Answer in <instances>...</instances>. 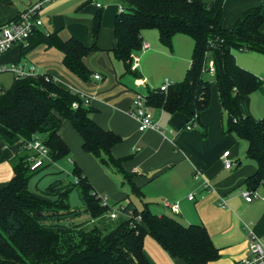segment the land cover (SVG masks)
<instances>
[{
	"label": "trees",
	"instance_id": "16d2710c",
	"mask_svg": "<svg viewBox=\"0 0 264 264\" xmlns=\"http://www.w3.org/2000/svg\"><path fill=\"white\" fill-rule=\"evenodd\" d=\"M123 11L114 22L115 57L126 73L141 77L134 67L143 51L142 32L156 30L161 43L172 49L177 34L193 42L190 67L185 78L149 91V108L162 109L169 115L183 114L199 124L200 115L209 108L211 88L216 84L226 119V133L247 142V158L257 164V171L245 185L256 191L264 184V120L248 112V98L263 85V79L242 68L235 52L264 54V14L260 7L245 11L232 29L223 26L224 0H119ZM102 28V14L93 19V38ZM30 49L45 44L63 55L64 66L82 80L91 72L84 59L97 50L77 39L63 41L56 33L36 29L28 40ZM21 45L23 44H16ZM13 48V47H12ZM215 64L214 81L207 79V62ZM78 102L79 107L73 108ZM91 109L71 90L61 88L45 75L14 78L11 86L0 92V141L8 146L37 136L49 149L50 162L70 154L59 134L63 120H68L83 140V150L99 162L124 173L126 159H116L112 150L122 138L98 126ZM22 157L14 166V176L0 189V264H149L144 241L152 237L173 258L186 264H208L221 255L204 225H185L169 215L154 214L147 203L142 209L133 202L125 205L121 217L112 225H95L108 208L78 167L75 183L52 182L43 193L29 189L32 174ZM48 162L45 163L46 166ZM77 190L84 209H72L69 195ZM137 195H140L135 190ZM140 197V196H139ZM122 205L116 203L112 205ZM86 214L90 220L77 222ZM141 217L142 221L136 218Z\"/></svg>",
	"mask_w": 264,
	"mask_h": 264
},
{
	"label": "crops",
	"instance_id": "0c3cea01",
	"mask_svg": "<svg viewBox=\"0 0 264 264\" xmlns=\"http://www.w3.org/2000/svg\"><path fill=\"white\" fill-rule=\"evenodd\" d=\"M40 1L0 0V26L15 20L29 5ZM119 6V0H53L40 12L42 26L38 29L43 33H56L63 41L74 38L87 47L97 46V50L84 59L91 72L88 80L71 73L63 64L62 53L45 44L30 49L25 55L23 49L28 48L30 42L14 45L1 59V65L35 67L38 74L55 79L61 88L85 93L91 99L89 108L94 122L122 138L112 154L116 159H126L124 173L102 165L86 153L79 133L68 120L62 122L59 134L69 147L67 158L99 195L106 196L111 204L133 202L139 209L147 203L156 215L173 216L185 225H204L221 255L208 264H242L250 255L251 233L264 246V184L257 188L252 202H247L242 195L247 190L246 180L257 171V164L247 158L248 144L226 133V119L216 84L211 88L210 106L200 115L194 130L172 134L170 129L186 126L189 117L150 108L160 130L139 131L131 115L135 95L146 96L166 81L170 84L182 81L190 67L192 53L188 62L189 57L176 53L182 40L177 36L186 35H175L169 49L161 43L157 31L145 30L142 40L148 48L137 55L134 64L141 77L126 73L123 62L113 52L116 46L114 22ZM254 7H260L264 14V0H224V28L232 29L242 14ZM99 13L102 28L95 40L93 19ZM262 31L264 33V26ZM241 53L244 52L236 54ZM236 54L242 68L264 81L263 59L262 63H246ZM95 75L101 78L95 79ZM248 112L253 118L264 120V82L249 96ZM228 150L233 161L229 170L221 159ZM26 155L19 143L8 146L0 141V189L12 180L15 164ZM56 163L49 161L34 173L45 172ZM194 166L204 169L211 189H204L201 181L194 180ZM192 193L194 200L189 199ZM174 205H178L177 212L172 210ZM144 252L149 264H186L171 257L150 236L145 238Z\"/></svg>",
	"mask_w": 264,
	"mask_h": 264
},
{
	"label": "built area",
	"instance_id": "2783aa9c",
	"mask_svg": "<svg viewBox=\"0 0 264 264\" xmlns=\"http://www.w3.org/2000/svg\"><path fill=\"white\" fill-rule=\"evenodd\" d=\"M53 0H42L38 3L29 5L15 20L6 23L0 26V73L10 72L14 75V78L21 79L26 77H37L40 76L36 72L35 67L25 68L22 65L12 64L9 66L1 65V59L3 56L8 53L12 47L16 44H26L30 37L33 35L34 31L42 26V21L40 19V12L43 9L44 5ZM100 7V5H98ZM119 12L123 11V7L120 5L118 8ZM148 48V44H143V50ZM208 69L206 70L207 74L210 76L215 75V64L214 61L209 59L207 62ZM46 80H52L55 83L57 81L51 77L45 75ZM95 79H100V75H95ZM170 86V83L166 81L162 88L167 90ZM73 93L78 95L83 101L84 106L89 107L90 97L85 93L78 90H71ZM79 103H73V108H78ZM131 115L136 119L138 123L139 131H145L147 129L160 130L158 122L153 118V114L150 111V108L147 105L146 96L140 93L135 95L133 106L131 109ZM197 116L194 119H191L188 124L179 129H170L172 134H178L182 131H191L197 127V122L195 121ZM23 150L27 153L26 161L30 167L31 172H35L42 168L46 162L50 161L49 149L44 144V141L37 136L32 137L30 140H22L19 142ZM222 161L224 162L225 169L229 170L233 166V161L230 159V151H225L221 156ZM193 178L195 181H201L204 189H211V182L205 177L204 169L199 166H194V175ZM99 195V194H98ZM243 197L247 202H252L256 197V192L251 190H244L242 192ZM101 205L105 208H108V213L105 215L111 221H115L121 217L130 218L129 214L123 213L125 205H112L106 196L99 195ZM190 200L195 199V194L192 193L189 195ZM172 210L177 212L178 205L172 206ZM138 221H142L141 217L136 218ZM250 255L242 261V264H264V246L257 240V238L251 233V241L249 248Z\"/></svg>",
	"mask_w": 264,
	"mask_h": 264
},
{
	"label": "rangeland",
	"instance_id": "374dc122",
	"mask_svg": "<svg viewBox=\"0 0 264 264\" xmlns=\"http://www.w3.org/2000/svg\"><path fill=\"white\" fill-rule=\"evenodd\" d=\"M156 31V30H155ZM156 33V32H155ZM180 37L182 40L180 45H177L176 53L180 54L183 58H188L186 61L190 60V56L193 50V41L189 36H177ZM238 52H235V54ZM240 55L242 61L246 63H262L264 62V56L255 54L254 52H244ZM239 57V56H238ZM211 81H214V77L207 75ZM14 80V75L10 72L0 73V92L1 88H9ZM74 166L70 163L69 158H63L59 160L56 164L50 166L45 172L32 174L29 189L33 192L43 193L46 188L56 180H62L66 184L68 183H75L76 179L73 174ZM69 203L72 209L82 211L84 206L80 201L79 195L77 190H73L69 195ZM90 220V217L86 214H83L82 217L77 219V222ZM113 221H111L108 217L102 216L95 220V225L99 226H109L112 225Z\"/></svg>",
	"mask_w": 264,
	"mask_h": 264
}]
</instances>
